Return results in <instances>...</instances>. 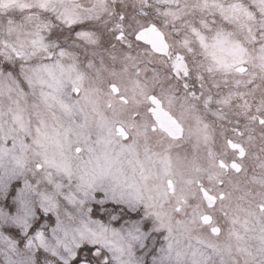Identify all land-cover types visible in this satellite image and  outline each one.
Returning <instances> with one entry per match:
<instances>
[{"label":"snow or ice","instance_id":"6c2138e0","mask_svg":"<svg viewBox=\"0 0 264 264\" xmlns=\"http://www.w3.org/2000/svg\"><path fill=\"white\" fill-rule=\"evenodd\" d=\"M0 264H264V0H0Z\"/></svg>","mask_w":264,"mask_h":264}]
</instances>
